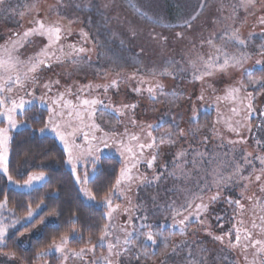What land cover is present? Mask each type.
<instances>
[{"label":"rangeland","instance_id":"rangeland-1","mask_svg":"<svg viewBox=\"0 0 264 264\" xmlns=\"http://www.w3.org/2000/svg\"><path fill=\"white\" fill-rule=\"evenodd\" d=\"M205 1V8L192 21L191 28L183 26L163 28L146 24L138 11L126 0H5V3L0 5V46L16 39L14 35L16 33L22 36L27 29L34 26V21L38 19L47 24L58 23L65 33L60 41V44L64 46L65 57L63 62L52 63V66L47 69L42 68L37 73L39 83L34 90L29 83L25 90L16 89L13 96L17 99L20 96H24L25 99H32V96L25 93L33 91L36 97L44 96L47 99L48 96H54L56 92H64L66 88H70L71 95H68L66 99L76 104L78 103L77 96L80 88L91 84V91L85 87L82 98H99L104 100L106 105L110 104L115 108L130 104L137 105L134 110L126 109L123 115L113 111L112 108L101 105L95 106V122L100 124L104 132L123 134L125 127H127L129 133L140 134L141 141L147 143L146 132L149 129L146 126L149 124L159 125L153 130V136L156 137H160L169 129L176 131V127L179 125H183V128L186 129L184 120L191 115L195 116L202 110V105L198 103L200 100L198 97L204 94L205 90L217 93L223 83L243 79L248 70L245 68L242 71H236L231 68L228 73L221 72L214 77L205 76L203 81L197 83H193V80L190 79L193 72L190 61H196L198 68L200 66L199 56L203 55L207 58L209 54L215 53V49L210 47L207 41L212 38L217 44L215 39L217 36L220 39L223 35L222 26L224 27L226 20L233 18L241 10L238 7L239 0ZM33 5L35 7H32ZM8 9H14V11L9 12ZM256 9L258 12L264 10V0H260ZM250 24L248 23L244 28L243 36H247L252 31ZM81 30L87 33L86 37L81 36ZM176 33H182V38L177 37ZM160 36L167 37V40L160 39ZM47 43L45 37H31L22 48L13 52L12 55L19 56L22 61H27L29 57H35L36 53L40 52ZM72 44L77 47H84L86 51L79 54L72 53L69 56L67 54L71 52V49L68 45ZM57 54L59 55V52ZM257 60L264 62V55L257 56L252 61L255 63ZM172 62H175V70L182 68L183 71H180L178 76L160 75V72ZM24 67L23 64L20 65L19 70L23 72ZM153 69H155V74H153ZM134 73L135 76H133ZM56 80L59 81V85L55 86L52 92H48L43 87L47 81ZM113 80L118 82V88L110 87L105 92L102 88L96 87L97 85H108ZM157 83L164 84L165 93H175L176 96L170 95L166 99L157 91L159 101L151 100L146 89L149 84L154 86ZM136 88L143 91H133ZM168 100H175V104L168 103ZM258 104L261 105V103ZM225 114L224 112L223 115ZM43 115L44 119L36 122ZM46 118V105L41 106L37 102L36 107L26 109L23 115L17 112L16 119L26 123L18 129H13L10 135L14 131L27 128V124H31L33 129H39L43 127ZM133 118L136 121L135 125L131 122ZM224 119L225 117L221 116L220 122H218L219 126L215 127L213 132L208 128H201L200 133L206 134L208 137L213 133L212 136L217 142L214 144L211 142V147H195L190 145L189 141L185 145V142L181 140L172 145L165 139V142L158 147L159 154L153 168L149 169L143 162L138 164L134 172L146 177L151 183L137 181L130 186L124 185V197H113L114 203L119 204L121 210L113 214L111 221L114 225L113 235L108 239L114 241L117 236L123 239L125 232L121 229L125 226H127L128 231L135 229L137 233L148 230L143 227L145 224L151 225L153 232H158L155 229L157 226H168L171 231L177 229V226L176 228L172 227L174 223L171 216L173 202L179 207L184 204L186 196L198 192L199 188H202L206 182L210 183L214 178L218 179L219 175H230L234 168L233 160H238L243 152L251 153V158L263 154L264 151L257 144V140L264 142V109L260 126L254 131V139H251L253 141L250 144L230 145L229 140H239V138L223 126ZM85 122L91 123L87 115ZM6 126V120L0 118V127ZM84 131L89 132V129L84 128ZM39 134L55 137L51 132ZM95 134L97 136L102 135L99 131H96ZM173 138L177 141V136ZM76 142L84 143L82 134H78ZM59 143L63 147L60 141ZM132 143L135 145V142ZM109 144L111 145L109 148L100 145V157H116L121 161L122 168L125 167L124 161L127 157L120 156L119 151H117L119 146L111 140ZM177 145L180 146L179 152H177ZM155 151V149H146L144 158L150 159ZM181 152L186 153V155L178 157L177 154ZM197 153L204 155L200 156ZM68 167L71 169L69 165ZM77 172L83 175L82 165L78 167ZM0 173L5 175L2 171ZM243 174L245 175V172ZM91 176L92 172L89 169V179ZM155 176L160 178L154 180L153 177ZM252 180H255V176ZM259 182L260 186L264 183L263 177L260 181L255 180L252 187L258 190ZM9 185L24 191L32 190L18 188L11 182ZM235 185L236 183H232L228 186L233 189ZM213 188L211 187V190ZM240 190L230 192L228 189L226 191L230 192L231 195L226 197H221L222 192L220 191L222 199L220 198L210 206L207 217H202L204 220L209 218L213 222V236L207 234L203 229L195 232L194 227L199 228L200 224L193 220L194 225H189L192 229H187L186 234L181 233L180 239H182L181 241L186 240L185 243L180 244L175 250L168 248L162 251L161 257L158 260L157 257H153L151 264H193V261L195 264H249V261L254 258L255 249L249 248L243 256V238L241 246L237 248L229 247L227 238L223 243L214 239L215 236L232 231L231 240L235 241L233 225L239 227L242 233L245 228L253 231V239H264V235L259 234V228L255 230L251 228L253 220L258 225L260 224V216L264 215V202L262 205L254 207L256 208L255 211L252 206L248 207V203L243 201L246 196L242 199L243 190ZM206 192L209 193L205 195ZM213 193L206 190L202 195H205V199L212 196ZM229 197L233 200H241L244 205L243 210L235 218H233L235 205L227 203ZM198 202L196 201V203ZM124 208H128L129 211H122ZM4 210H2L3 213ZM217 214L223 219L218 221L216 219ZM184 215H187V212L182 210L176 220L183 219ZM48 221L46 223L54 224ZM40 232L41 230H36L34 234L39 235ZM159 238L161 237L159 236ZM133 244L139 246L143 251L153 254V251L150 252L147 244L144 243L143 238L134 239ZM101 254L108 255L106 246L101 247L95 252V255L93 253L86 254L83 259L68 254L61 255L71 256V264H93L94 260ZM129 255H122L119 258L120 264H133L134 258L129 259ZM257 259H264V257ZM145 261L149 262L150 259ZM0 264H19V262L16 259H9L0 255Z\"/></svg>","mask_w":264,"mask_h":264},{"label":"snow or ice","instance_id":"snow-or-ice-1","mask_svg":"<svg viewBox=\"0 0 264 264\" xmlns=\"http://www.w3.org/2000/svg\"><path fill=\"white\" fill-rule=\"evenodd\" d=\"M5 0H0V5L4 4ZM256 0H239L238 7L247 10L249 7H254ZM223 6V5H222ZM32 7H35L33 5ZM203 7V5L201 6ZM9 12L14 11V9H8ZM141 14L143 15L142 11ZM23 15V13H21ZM151 20V17H147ZM196 19L195 16L191 18V21H184L183 27L191 28L192 21ZM259 23L264 25V16L259 17ZM70 34V33H68ZM81 36L86 37L87 33L81 30ZM16 39L6 42L5 45L0 46V118H3L7 122L6 127H0V171H2L9 182L16 185L18 188H28L39 191L40 187H43L44 184L48 183L47 173L43 171H32L28 174L27 179L23 182L16 180L10 173L8 169V153L9 145L12 140L10 132L13 129H18L20 126H23L26 122L18 121L16 119V114L19 112L21 115L25 112L26 109L31 107H36L37 102L39 105L47 107V118L44 122L43 127L39 129H33L31 124H27V128L32 129L33 131H38L41 134L46 132H51L54 136L62 143L63 149L67 154V164L71 167L72 173L74 174V180L77 185H79L78 191L82 193L83 197L92 203L100 204L103 207L107 208L105 213V218L109 221L103 225L100 236H99V246H106L108 250V255L101 254L97 257L93 264H120L119 258L122 255L130 254L129 259H136L139 261L141 257L144 259L149 258V253L143 251L139 246L133 244V240H140L143 238L144 243L151 242L152 245L157 243V236L159 235L163 241L164 248L169 247V238L164 237L161 232H153L151 230V225H143L144 228L148 230L136 232L135 229L128 231L127 226L121 229L125 232V236L121 239L119 236L115 237V240L108 239L113 235L112 229L114 225L111 223L113 219V214L120 209L119 204L114 203L113 197H124L125 188L124 185H131L137 181L144 183L148 181L146 177L139 175L137 172H134L137 169L139 163L143 162L147 165L149 169L153 168L157 157H158V147L160 144L165 142L167 139L168 143L174 145L177 141L173 137L179 136L183 137L185 135L182 128L176 127V131L171 129L167 130L160 137L153 136V130H155L159 125H147L146 127L149 131L146 132V137L148 139L147 143L141 141V135L136 133H129L127 127H125V132L123 134L115 132H104L100 124L95 122V114L97 105L104 106L106 108H112L113 111L119 113L120 115L124 114L126 109L134 110L137 105L130 104L124 105L121 108H115L112 105H106L104 100L99 98H82L84 96V88L87 87L89 91L92 89V85L82 86L79 90V95L77 96L78 103L74 104L71 100H67L66 97L71 95L70 88H66L64 92H56L54 96H48L47 99L44 96L36 97L33 94V91H27L25 94L32 96V99H25L24 96H20L18 99L13 96V92L16 89L25 90L29 83L34 90L35 86L39 83V73L42 68L47 69L52 66V63H62L65 57L63 51V45L60 44L62 37L65 36L63 28L58 23L56 24H47L43 20L34 21V26L27 29L21 36L19 33L14 34ZM177 37L183 36L182 33H176ZM39 36L45 37L48 41L47 44L36 53L35 57H29L27 61H22L19 56H13L12 53L18 51L19 48L24 46V43L27 42L31 37ZM159 36V34H157ZM160 39L167 40V37L160 36ZM223 43L221 45H216L214 40L210 38L207 43L210 47L215 49V53L209 54L207 59L203 55L199 56L200 67L197 68L196 61H190L193 72L191 78L193 81H203L205 76H212L216 72H226L229 68H243L245 62L250 58L251 53L248 51H237L230 53L226 49V45L229 43H234L238 47L247 48L248 41L241 38L238 28H231V30L226 29L223 35L220 37ZM203 43V42H202ZM71 49L67 55L71 56L72 53H84L86 49L84 47H77L75 44L68 45ZM258 51L260 55H264V44L258 46ZM59 52V55L57 54ZM258 65L264 66V62L257 60ZM24 65V70L21 72L19 70L20 65ZM175 62L170 63L166 66L161 72L160 75L167 76H178L180 71L183 69L175 70ZM153 74H155V69H153ZM246 74L251 76V70H247ZM107 75V73H105ZM135 76V73L133 74ZM59 85V81H47L44 83L43 87L52 92L54 87ZM257 85L261 89H264V79H250L248 83H244L243 80L239 81L237 85L229 86L225 90L224 97H217V101L220 99L231 100L234 103H239L243 105L242 108L233 107L231 109L232 113L235 116H240L243 112H246L247 115L244 117V121L236 120L233 122L232 118L224 119V123L227 129L235 133L237 136H240V133L243 129H247L249 132L252 131V127L247 123L249 117L256 112V109L253 107L252 103V93L247 91L249 87L255 88ZM97 88H102L105 92L108 88H118V82L113 80L108 85H97ZM164 84L157 83L156 85H151L147 87L146 91L148 96L153 101H159V95L176 96L175 93H165ZM135 92H142L140 88L133 89ZM246 93L245 96H241L240 93ZM198 99L203 100V94H201ZM245 101H247L245 103ZM168 103L175 104V100H168ZM88 116L91 120V123L85 122V116ZM193 119H196L195 116ZM132 124L135 125L136 121L133 118ZM219 119L217 120V123ZM114 127V126H113ZM84 128H88L89 132H85ZM99 131L102 133L101 136H97L95 133ZM143 132V129L141 130ZM215 131V129H213ZM91 132V135H90ZM200 132V129H193L192 135L196 136ZM78 134H82L84 143H77ZM125 137L127 138L125 140ZM112 141L114 144L118 145L117 151H119L121 157H127L124 161L125 167L121 168L119 177L115 180L113 186L109 189L104 196L97 200L96 193L88 187L87 182L89 180V166L93 171H95L97 164L100 160L99 153L101 152L100 145H103L104 148H109L111 145L109 141ZM208 137H203V142H207ZM132 142H135L133 145ZM230 145H235L237 143H246V138L241 137L239 140H229ZM257 144L261 147H264V142L257 140ZM146 149H155V153L151 156L150 159H145V150ZM235 150V149H234ZM200 156H203V153H197ZM178 157H183L186 153L181 152L177 154ZM240 160L243 163H240L238 160H233L234 168L230 175L223 176L219 175L218 179H213L210 183L206 182L202 188H199L198 192H193L191 195L186 196L184 204L177 207L175 202L171 206V216L174 221L172 224L173 228H176L179 225V230L182 234H186L188 226L192 223L193 219L196 223L200 225L205 224V220L202 217H207L210 212V206L216 203L220 199V191H217L214 195L208 197L207 201L204 200L202 193L206 190H211V187H216L217 189L227 184L236 183L239 184L241 181L245 182L244 187L247 188L248 184L251 183V176L255 174V180L260 181L262 176H264V155H258L254 159L251 158V153L243 152ZM255 161H259L261 168L257 173L255 167ZM83 166V175H80L77 172L78 167ZM251 167L252 171L248 176H244L242 173L246 167ZM160 177H153L154 180H158ZM39 185V187H36ZM261 191H264V184L261 185ZM50 198H54L55 194L50 192L47 194ZM242 198L243 193H241ZM248 200H252L253 197H246ZM259 198H257L258 200ZM199 201V203H196ZM8 203L7 195L0 200V248L7 247L8 233L11 229H15L17 225H22L27 228L28 225H31V228H27L28 232H31L33 229H39L40 227H47L46 220L48 217H58L60 213L53 208L51 212L47 214V217L35 222V216L39 214L38 210L42 209L44 206V199L40 198L36 203V206L33 207L31 203L26 205L27 211L25 215L19 216L16 215L13 209L8 208L7 211L10 214L9 218H6L3 214V211ZM228 204L235 205L233 210V218H235L241 210H243L244 205L241 203V200H233L231 197L227 198ZM187 212V215L183 216V219L176 220V217L181 214V211ZM122 211H129L128 208H124ZM76 217L72 218L73 223L76 221ZM131 219V218H130ZM146 219V217H145ZM216 219L219 221L222 219L220 216H217ZM242 223V221H240ZM253 230L259 228V234L264 235V215L260 216V224L258 225L255 220L251 224ZM235 232V241L231 240L232 231L226 232L223 235L215 236L214 239L220 242H225L227 238L228 246L231 248H236L241 246V240L243 238L244 243L242 245L243 249L246 251L249 248H254V258L249 261V264H264V259L258 260V257H264V239H253V231L245 228L243 233L239 227L233 225ZM207 231V228L205 229ZM72 232L74 238L83 239L79 235V230L73 228ZM21 237L25 236V232H20ZM69 242V235L67 232L62 233L59 237V242L55 238L52 239V243L47 246V248H41L36 253V258H41L46 255H49L51 252L55 251L61 254H68L80 259H83L87 252H92L95 255L94 249L96 245L88 248H80L79 250L71 249L66 247ZM91 244V238L88 241ZM181 244L185 241H181ZM205 251V250H201ZM191 255V253H189ZM3 256L9 259L16 258V252L9 251L3 252ZM154 255V253H153ZM115 258V259H113ZM64 259L67 260V255H64ZM247 259V257H245ZM195 264V261H193Z\"/></svg>","mask_w":264,"mask_h":264},{"label":"trees","instance_id":"trees-1","mask_svg":"<svg viewBox=\"0 0 264 264\" xmlns=\"http://www.w3.org/2000/svg\"><path fill=\"white\" fill-rule=\"evenodd\" d=\"M126 2L132 4L146 24L163 28L181 27L184 21H191L193 16L197 17L206 6L205 0H126ZM259 2L260 0H256L255 6L249 7L247 10L241 8L237 15L226 20L224 27L222 26L223 32H225L226 29L231 30L233 27L238 28L241 38L248 41L246 49L238 47L234 43L226 45V49L230 53L237 51H248L251 53L250 58L245 62L243 68H234L236 71H242L245 68L251 70V76L245 74L243 79H241L244 83H248L250 79H264V66L258 65L256 62L253 63L252 61L255 57L260 56L258 46L264 44V25L259 23V17L264 16V10L261 12L257 11L256 5H258ZM202 5L203 7H201ZM147 17H151L152 19L149 20ZM248 23H251L252 31L247 36H243V30ZM218 39L217 36L215 39V41H217L216 45H221L223 41ZM230 69L231 68L224 72V74L228 73ZM218 74H221V72H216L212 77ZM239 81L223 83L217 93L205 90L203 94L204 99L199 100V102L197 101L202 105V110L200 112L198 111L199 113L195 115L196 119H193L194 116L191 115V117L184 120L186 122V129L183 128V125H179V128L185 131V135L183 137L177 136V142L181 140L184 141L186 145L187 141H189V144L195 147H211V142L212 144L217 142L212 136L213 133H211L209 137L200 132L198 135L193 136L192 130L198 128L201 131V128H208L213 132V129L219 126L217 120L219 119L220 122L221 116L225 117V119L231 117L233 122L236 120H241L243 122L244 117L247 115L246 112H243L240 116H235L231 111L233 107L242 108L243 105L225 99L217 101V97H224L225 90L229 86L237 85ZM192 82L197 83L201 81ZM247 91L252 93V103L256 112L247 120V123L252 127V131L249 132L245 128L241 131L238 138L244 137L248 139L246 143L250 144V142L253 141L251 139H254V131L259 128L260 120L262 119L264 89H261L260 86L257 85L255 88L249 87ZM240 95L245 96L246 93L241 92ZM246 102L247 101H245V103ZM258 103H261V105L259 106ZM224 112L226 113L225 115H223ZM42 119H44V115L36 122H40ZM223 126L226 128L225 123ZM224 130L226 131V129ZM205 136L208 137L206 143L203 142V137ZM11 137L12 140L9 145L8 158L9 173L16 180L22 182L27 179L30 172L43 171L47 173L49 180L48 183L39 188V191L33 189L24 191L9 185L7 177L0 173V200H2L5 195L8 197V203L3 213L4 216L9 218L10 214L7 211L8 208L13 209L16 215L23 216L27 211L26 205L31 203L32 206L35 207L40 198L44 199V206H42L41 210H38L39 214L35 216V222L38 223L39 220L46 218L47 214L51 212L53 208H55L60 215L58 217L47 218L50 220L46 221L53 222L54 224L47 223V227L42 226L39 229H33L31 232L27 230V228H31V225H28L27 228L22 225H17L15 229H11L8 233V246L0 248V255H2L3 252L14 251L17 254L15 259L19 264H71V256H67V260H65L64 256L54 251L41 258H36L35 256V253L39 249L47 248V246L52 243L53 238L59 242L60 235L65 232L69 235L68 248L79 250L80 248H88L92 247V245H96L94 251L97 252L101 248V246H99V236L102 227L104 224L109 223L105 218L107 209L100 204L88 203L82 193L78 191L79 185L75 183L74 174L66 162V152L59 141L53 136L40 135L38 131H33L29 128L14 131L11 133ZM179 149L180 146L177 145V152H179ZM261 149L264 151L263 147H261ZM262 155H264V152ZM239 159L240 158H238V160ZM239 161L243 163L242 160ZM254 163L258 173L261 165L255 160ZM121 168V161L112 156H103L99 160L95 171H93L91 167L89 168L92 172V176L88 180L87 185L96 193L97 200H100L113 186L115 180L120 175ZM251 171L252 168L249 166L246 167L244 171L245 175L243 174L244 172L242 174L248 176ZM254 176L255 174L251 176L252 182L248 184L247 188L244 187L245 182L241 181L239 184H236L233 189L228 186L230 184L225 183V185L219 189L212 187L213 189L210 191L214 192L212 195L215 194V191H221V197H226L231 195L229 194L231 191L233 192L237 189H241L243 190V197H253L251 201L247 198V200L242 199L244 202L248 203V207L252 206L256 211L254 207L262 205V202H264V191H261L260 182L258 190L252 187L255 182V180H252ZM262 177L264 180V176ZM228 189H230V192L226 191ZM50 192L55 194L54 198H50L47 195ZM208 193L206 192L205 195ZM235 193L237 194V192ZM208 197L204 200L207 201ZM257 198L259 199L257 200ZM73 217L77 218L75 223L71 222ZM190 225L194 224L192 223ZM212 225L213 222L209 218H206L205 224L200 225L199 228L194 227V230L195 232H199L203 229L207 234L213 236ZM73 228L79 230V235L82 236L83 239H79L78 237L74 238L72 232ZM206 228L207 231L205 230ZM155 229L163 233L164 237L169 238V250H175L181 244L180 242L182 239H180L181 232L179 230V225H177V229L172 231L169 230L168 226H157ZM190 229L192 228L188 226V230ZM36 230H41L39 235L34 234ZM151 230L153 231V229ZM20 232H25V236L21 237L19 235ZM89 238H91V244L88 243ZM147 246L150 252L153 251L154 253V255L149 254L148 259H150V261L147 262L144 258L139 261L134 259L133 264H151L153 257H157L158 260L161 257V252L168 249L164 248L163 241L159 236L157 237V243L155 245H152L150 242ZM90 253L92 252H87L86 254L89 255ZM242 254L244 256L246 251L242 250Z\"/></svg>","mask_w":264,"mask_h":264}]
</instances>
